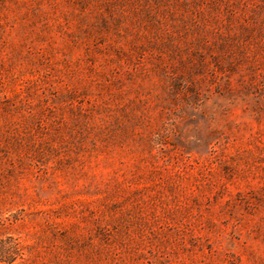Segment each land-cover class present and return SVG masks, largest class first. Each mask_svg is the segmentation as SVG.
<instances>
[{"label": "rangeland", "instance_id": "rangeland-1", "mask_svg": "<svg viewBox=\"0 0 264 264\" xmlns=\"http://www.w3.org/2000/svg\"><path fill=\"white\" fill-rule=\"evenodd\" d=\"M0 264H264V0H0Z\"/></svg>", "mask_w": 264, "mask_h": 264}]
</instances>
